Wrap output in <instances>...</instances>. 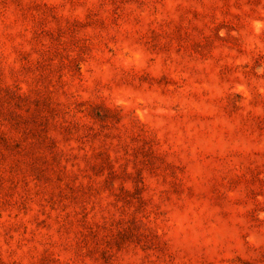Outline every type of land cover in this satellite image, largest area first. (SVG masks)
<instances>
[{
    "label": "rangeland",
    "instance_id": "374dc122",
    "mask_svg": "<svg viewBox=\"0 0 264 264\" xmlns=\"http://www.w3.org/2000/svg\"><path fill=\"white\" fill-rule=\"evenodd\" d=\"M0 264H264V0H0Z\"/></svg>",
    "mask_w": 264,
    "mask_h": 264
}]
</instances>
